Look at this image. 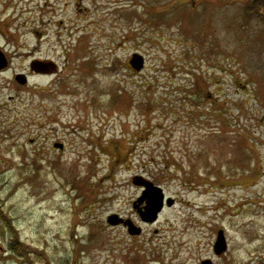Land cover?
Here are the masks:
<instances>
[{
    "label": "rangeland",
    "instance_id": "1",
    "mask_svg": "<svg viewBox=\"0 0 264 264\" xmlns=\"http://www.w3.org/2000/svg\"><path fill=\"white\" fill-rule=\"evenodd\" d=\"M247 1L0 0V264L24 262L10 225L37 264H264V15ZM33 56L71 64L11 82ZM140 176L175 203L132 236L107 218L138 220Z\"/></svg>",
    "mask_w": 264,
    "mask_h": 264
},
{
    "label": "water",
    "instance_id": "2",
    "mask_svg": "<svg viewBox=\"0 0 264 264\" xmlns=\"http://www.w3.org/2000/svg\"><path fill=\"white\" fill-rule=\"evenodd\" d=\"M5 54L0 49V70L5 68L7 65ZM130 64L135 70L139 71L143 68V57L139 54H133L132 60H130ZM142 179V178H139ZM138 179L133 180V183L138 184L139 186H144L146 189L143 191V195L136 202H134V207H136V203L146 201V205L143 207V211L139 213L142 221L145 222H154L157 220L158 215L163 210L164 207V195L162 193V189L157 186H154L149 181L137 182ZM167 205H171V201L167 200ZM107 223L110 225L122 224L128 229V233L132 236L138 235L141 233V228L136 226L132 220L123 219L118 217V215L113 214L107 218ZM214 254L220 255L225 252L227 249L226 240L224 237L223 230L218 231L217 239L214 244ZM202 264H212L210 259H206L202 261Z\"/></svg>",
    "mask_w": 264,
    "mask_h": 264
},
{
    "label": "flooded vegetation",
    "instance_id": "3",
    "mask_svg": "<svg viewBox=\"0 0 264 264\" xmlns=\"http://www.w3.org/2000/svg\"><path fill=\"white\" fill-rule=\"evenodd\" d=\"M191 7L192 9H190V11H196V9L198 8L197 5L192 2L191 3ZM3 51V50H2ZM6 61H7V65L5 68L0 70V74L7 72L10 68H12V55H9L8 53H4ZM71 56V55H70ZM70 58V57H69ZM69 58L66 57L65 62L63 63L62 68L60 67L58 69V66L51 60V59H45V58H40V57H36L33 56L31 57V59L29 58V61L27 62V65L25 66V68H23V70L21 72H13L11 75V82H15L16 84H19L20 82H23L24 86H28L27 84H29L30 80L34 79L35 77H39V76H55L58 75V72H65V69L67 70L68 66H70V61ZM59 76V75H58ZM36 87V86H35ZM38 88H42V90L44 91V87L39 86ZM194 90H199V87L196 85L194 86ZM45 126V125H44ZM43 126V127H44ZM55 144L60 145L61 143H54ZM63 150V149H61ZM137 182H143L142 179H138ZM141 193L140 196H138L135 201H133L132 203V210H133V215L135 218H137L138 220H133V223L138 226L139 223H141V225H151L148 222H144L141 220L139 213L143 211V207L146 205V201L143 200L142 202H138L136 203V207H134V202H136L139 198L142 197L143 195V187L139 186ZM167 199L172 200L170 197H166ZM175 203L174 200L171 201V205H173ZM120 226H123L122 224H120ZM126 228V227H125ZM127 229V228H126Z\"/></svg>",
    "mask_w": 264,
    "mask_h": 264
},
{
    "label": "trees",
    "instance_id": "4",
    "mask_svg": "<svg viewBox=\"0 0 264 264\" xmlns=\"http://www.w3.org/2000/svg\"><path fill=\"white\" fill-rule=\"evenodd\" d=\"M195 0H192V2H194ZM178 3H180V1H177ZM239 2V1H238ZM176 3V5L178 6H183ZM244 9H246V17H248V15H250V13H253L254 11H257L258 13H260L261 15H264V0H248L247 2H245V6ZM131 137H133L132 139H134L135 135H131ZM242 182H248L246 179H244V181H239L238 184L236 185H242ZM9 233H10V243L8 245L9 251L13 252V254H17L18 256H20L21 261L24 260L23 263H27V264H37V260L36 258H32L31 252L27 249L26 245L22 242H20L19 238H18V233L17 231L10 225L9 226ZM24 253V258H21V255ZM27 255V256H26Z\"/></svg>",
    "mask_w": 264,
    "mask_h": 264
}]
</instances>
